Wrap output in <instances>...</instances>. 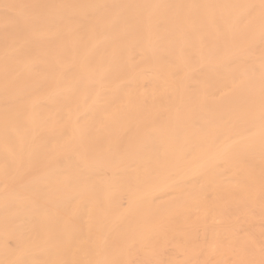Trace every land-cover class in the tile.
<instances>
[{"label": "bare ground", "instance_id": "6f19581e", "mask_svg": "<svg viewBox=\"0 0 264 264\" xmlns=\"http://www.w3.org/2000/svg\"><path fill=\"white\" fill-rule=\"evenodd\" d=\"M0 264H264V0H0Z\"/></svg>", "mask_w": 264, "mask_h": 264}]
</instances>
